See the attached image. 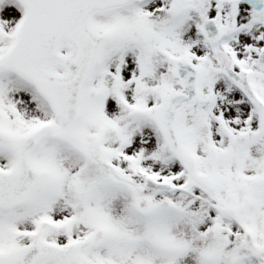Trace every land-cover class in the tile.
<instances>
[{
    "label": "snow or ice",
    "instance_id": "6c2138e0",
    "mask_svg": "<svg viewBox=\"0 0 264 264\" xmlns=\"http://www.w3.org/2000/svg\"><path fill=\"white\" fill-rule=\"evenodd\" d=\"M0 264H264V0H0Z\"/></svg>",
    "mask_w": 264,
    "mask_h": 264
}]
</instances>
